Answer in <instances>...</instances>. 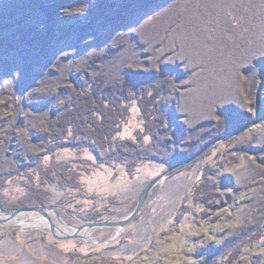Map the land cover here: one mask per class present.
I'll use <instances>...</instances> for the list:
<instances>
[{
  "label": "rangeland",
  "instance_id": "rangeland-1",
  "mask_svg": "<svg viewBox=\"0 0 264 264\" xmlns=\"http://www.w3.org/2000/svg\"><path fill=\"white\" fill-rule=\"evenodd\" d=\"M59 16L62 25L72 23L65 36L60 38V24L44 47L26 35L29 50L14 57L0 50V214L49 208L57 234L91 221L124 220L151 181L227 137L157 183L122 228H86L81 238L57 239L37 212L42 226H31L30 218L21 227L0 223V264H264V0H166L131 16L127 25L110 21L90 28L87 9ZM25 26L31 34L46 29L37 12ZM32 47L43 74L33 87H23ZM97 77L105 83L129 79L113 141L132 139L146 149L132 165L112 154L115 142L96 147L74 137L71 128L58 140L49 128L74 92L90 90ZM153 95L163 107L162 124L155 139H139L144 96ZM227 106L242 120L259 119L235 136L228 135L250 122L204 144ZM194 143L203 147L169 162ZM49 169L55 171L48 175ZM203 178L215 191L208 205L193 196ZM33 188L45 203L16 207Z\"/></svg>",
  "mask_w": 264,
  "mask_h": 264
},
{
  "label": "trees",
  "instance_id": "trees-1",
  "mask_svg": "<svg viewBox=\"0 0 264 264\" xmlns=\"http://www.w3.org/2000/svg\"><path fill=\"white\" fill-rule=\"evenodd\" d=\"M165 1L166 0H9V2H6V7V4L4 6L0 4V13L3 15V17L1 16V21L5 23L0 26L4 29V31H2V28L0 29V50L5 54H9L10 57L18 56L17 53L19 50L22 51L23 49V52L29 50L31 47H28L29 42L26 40V35L30 38H34L35 42L33 44L35 47H44L49 38L48 43L52 42L56 37V27L60 24L62 26L58 29V31L62 32L60 38L65 36L68 29L72 27V23H64V25H62L59 15L61 12L68 11L71 8L83 11L87 9V17L89 19L88 28H90L92 24L98 22L106 24L110 21L127 25L132 21L131 16L133 17L144 12L154 11ZM36 12L43 15L46 29L44 32L40 29L38 34H31L27 31L28 28L25 26V19L27 20V17L34 15ZM10 15L15 17L19 15L20 17L9 22L6 18ZM35 47H32V49L27 52L29 56L26 57L27 63L23 66L24 72L21 82L23 87H33L36 80L43 74L35 64L37 54H34V56V51H32L36 50ZM13 68L12 65L9 66L10 71H12ZM129 87L128 78L124 82L114 81L112 83H105L103 78L97 77L90 90L80 89L75 91L71 105L52 117L49 128L53 137L59 140V138L65 137L68 129L71 128L74 137L87 139L88 142L91 141V144L96 147L105 148L115 142L116 148L112 151V154L123 161L131 160L129 165L134 164L146 154V149L140 148L132 139L113 141L114 134L120 130V121L124 109L121 100L130 90ZM154 96L155 95L152 96L153 98L144 96V100L146 101L142 103V112L146 120L143 132H136V136L139 139H143L147 134L152 135L155 139V135L160 128V123L162 124L163 107H161L160 102L153 101L155 98ZM150 105H152V110L149 108ZM218 116H220V118L216 123L217 128H214L205 136L206 141L204 144L211 142L218 136L236 129L253 119L250 115L245 117V120H242L241 117L233 111L232 107L228 106L220 109ZM189 147L190 148L186 152L180 153L172 159L169 158V162L173 163L178 160H185L194 155L203 145L194 143ZM62 167V164H56L59 180L64 184L65 181L62 177L65 175L61 172L62 169H64ZM54 171L55 169H49L46 173L50 175ZM33 192H31L26 200L22 199L18 201L17 204H15L16 207L20 208L26 205L35 206L44 204V198L37 193L38 191L35 188H33ZM214 194L215 191L206 178H203L193 189L194 198L204 205L209 204L208 200L211 197L213 198ZM33 196L38 197V199L33 201Z\"/></svg>",
  "mask_w": 264,
  "mask_h": 264
},
{
  "label": "water",
  "instance_id": "water-1",
  "mask_svg": "<svg viewBox=\"0 0 264 264\" xmlns=\"http://www.w3.org/2000/svg\"><path fill=\"white\" fill-rule=\"evenodd\" d=\"M258 119H259V115L255 120H253L252 122H250L249 124H247L245 126H242L238 129L232 131L228 136H230V137L235 136V135L251 128L253 125H255L257 123ZM226 137L227 136H223V137L218 138L217 140L213 141L212 143L207 145L205 148L200 150L198 153H196L193 157L189 158L188 160H186L184 162H181L179 164H176V165L170 167L162 176H159L156 179H154L153 181H151L144 188V190L141 192L139 199H138V204H137L135 210L132 212V214L128 218H126L124 220H120L117 222L116 221H105V222L104 221H100V222L91 221V222H87L86 224L76 228L75 231H73V233L57 234V227L47 212V210L49 208H46V207H28V208H20V209L16 210L15 212H13L12 214H10L9 216H7L6 218H0V223L2 224V223L8 222L9 220L15 218L19 213H21L23 211H34V212L42 214L44 217L47 218V220L49 222V226H50L49 229L52 232L53 236L57 239H69V238H79V237L81 238V237H83V234H81V232H83V230H85L86 228H96V227H104V226L122 228L134 219V217L137 215V213L140 211L141 207L143 206L150 190L157 183H159L165 177L175 173L176 171L183 169L186 166H189L191 164L196 163L209 149H211L219 141L223 140Z\"/></svg>",
  "mask_w": 264,
  "mask_h": 264
},
{
  "label": "bare ground",
  "instance_id": "bare-ground-1",
  "mask_svg": "<svg viewBox=\"0 0 264 264\" xmlns=\"http://www.w3.org/2000/svg\"><path fill=\"white\" fill-rule=\"evenodd\" d=\"M49 216H55L56 213L54 210L52 211H48ZM7 214H0V218H6ZM23 218H30L31 221H28V223H32V220L34 221L35 224H32L31 226H42L44 224V218L37 213H34V211H23L21 213H19L15 218L9 220L8 222L4 223V225L6 226H19L21 227L23 225V222L25 221V219ZM25 228V227H23ZM60 228H57V233H60Z\"/></svg>",
  "mask_w": 264,
  "mask_h": 264
}]
</instances>
